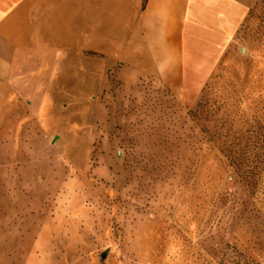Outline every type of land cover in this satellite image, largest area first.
Listing matches in <instances>:
<instances>
[{
  "label": "rangeland",
  "instance_id": "1",
  "mask_svg": "<svg viewBox=\"0 0 264 264\" xmlns=\"http://www.w3.org/2000/svg\"><path fill=\"white\" fill-rule=\"evenodd\" d=\"M22 59L0 84V264H264V0L192 103L107 57Z\"/></svg>",
  "mask_w": 264,
  "mask_h": 264
},
{
  "label": "crops",
  "instance_id": "2",
  "mask_svg": "<svg viewBox=\"0 0 264 264\" xmlns=\"http://www.w3.org/2000/svg\"><path fill=\"white\" fill-rule=\"evenodd\" d=\"M250 8L251 0H147L145 8L143 0H0V84L33 65L22 59L29 53L94 54L121 65L128 79L154 77L192 103Z\"/></svg>",
  "mask_w": 264,
  "mask_h": 264
},
{
  "label": "trees",
  "instance_id": "3",
  "mask_svg": "<svg viewBox=\"0 0 264 264\" xmlns=\"http://www.w3.org/2000/svg\"><path fill=\"white\" fill-rule=\"evenodd\" d=\"M147 0H143V8H145Z\"/></svg>",
  "mask_w": 264,
  "mask_h": 264
},
{
  "label": "water",
  "instance_id": "4",
  "mask_svg": "<svg viewBox=\"0 0 264 264\" xmlns=\"http://www.w3.org/2000/svg\"><path fill=\"white\" fill-rule=\"evenodd\" d=\"M103 259H106V255L103 256Z\"/></svg>",
  "mask_w": 264,
  "mask_h": 264
}]
</instances>
